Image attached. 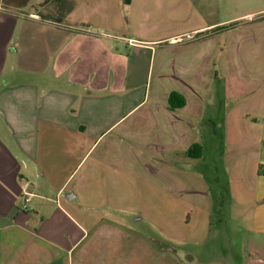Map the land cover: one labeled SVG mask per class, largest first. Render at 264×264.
Segmentation results:
<instances>
[{"label": "crops", "instance_id": "1", "mask_svg": "<svg viewBox=\"0 0 264 264\" xmlns=\"http://www.w3.org/2000/svg\"><path fill=\"white\" fill-rule=\"evenodd\" d=\"M3 2L0 264H187L177 258L175 248L170 247L175 244L168 240L174 225L172 207L179 213L180 224L186 227L191 221L188 205L173 198L170 191L171 171L180 165L173 162L172 154L178 147L193 164L210 163L209 156L219 166L220 159L214 158L217 144L213 143L221 136L231 146L229 161L239 155L232 171L242 172L246 161L258 165L257 178L229 187L234 197L229 218L234 221L232 231L244 237L241 264H264V45L261 52L223 54L219 42L210 41L214 35L191 42L182 34L142 39L122 36L115 42L130 47L128 57L119 54L118 46L110 47L106 63L110 62L99 68L98 80L91 83L86 78V64L77 74L82 82L79 88L90 92L94 87L102 95L85 94L78 88L44 91L45 66L60 37H49L51 48L45 50L43 37L30 38L27 45L25 35L23 43H15L17 47L10 50L11 32L20 15L18 8L13 10L18 5L4 6ZM30 16L35 24L44 21L37 14ZM240 17L256 23L264 39L263 9ZM236 18L193 31L212 27L216 35ZM162 40L161 52L156 43ZM204 40L211 42L206 49ZM18 51L23 65L19 70L26 78L11 80L7 75H18V69L6 70V65ZM70 59V52L65 53V63ZM254 70L260 81L250 87L240 76H252ZM154 74L156 81L151 85ZM221 77L224 82L218 90L224 100L213 98L215 82ZM172 93L183 97L185 104L171 107ZM218 108L225 109L222 118L209 112ZM219 125H225L222 135ZM203 170L198 174L204 178ZM27 182L34 190L23 209ZM207 195L209 199L202 200L198 212L203 220H211L213 228L219 200ZM222 219L218 218L223 232L217 231L222 235L217 242L225 247L231 236L224 231ZM231 264L237 263L232 260Z\"/></svg>", "mask_w": 264, "mask_h": 264}, {"label": "rangeland", "instance_id": "2", "mask_svg": "<svg viewBox=\"0 0 264 264\" xmlns=\"http://www.w3.org/2000/svg\"><path fill=\"white\" fill-rule=\"evenodd\" d=\"M4 6L12 5L17 9L20 16V21L17 27L11 32L10 50L14 51L17 45L15 43H23L25 35H27V45H30L31 40L35 36L43 37L45 50H50L49 37L58 36L60 40L57 43V49L54 51V56L48 58V64L42 77L43 90H55L60 93L62 91L81 89L85 94L92 96H100L103 93L95 91L94 87L90 92L88 89L79 88L82 83L78 79V72H82L84 64L88 65V73L86 78L90 79L91 83L98 80L100 67L106 63L108 49L119 47V54L126 57L129 56L128 48L125 44H117L116 38L128 36L133 38H166L171 35L182 34L185 41H195L198 39L212 36L210 41L219 42L220 50L224 53H239V52H261L263 51L264 39L260 32L256 29V23L251 22L248 17H240L247 13L264 10V0H4ZM20 6V7H19ZM37 14L44 21L41 24H35L30 18V14ZM22 14V15H21ZM237 17L235 23L226 22L223 31L219 34H214L212 27L209 29L193 31L196 28L211 24L216 21H227ZM45 21L53 24L49 26ZM28 31L27 34L25 32ZM66 37V38H65ZM203 37V38H202ZM203 48L211 45V42L204 40L201 42ZM159 51H163L165 41L156 43ZM199 45V44H198ZM21 46L19 47L20 50ZM70 52L71 59L65 63V53ZM18 52L12 54L6 65V70H16L15 73L7 78L18 80L26 78L19 69L23 68L22 62L18 57ZM242 71L241 74H244ZM254 70L252 76L247 74L240 77L245 79V84L250 87L259 84V76ZM83 75V73H82ZM29 79L32 78L27 76ZM35 77V76H34ZM36 78V77H35ZM39 79V78H38ZM156 81L154 74L149 79V84L153 85ZM223 77L220 81L215 82V91L213 98L224 100L220 95L218 85H223ZM86 91V92H85ZM120 94V93H119ZM233 100L241 101L240 98ZM224 108L209 109L212 115L223 117ZM131 117H129L130 119ZM206 124H210L208 121ZM119 126V133H120ZM220 134L225 133V125L218 126ZM234 133V131L232 130ZM209 143L210 141H206ZM217 144V155L215 160H219V166L213 162V157L207 156L211 162H201L193 164V160L186 156L185 153L178 147L174 148L172 154L173 162H176L179 167L172 169V186L170 188L172 197L185 202L188 205V215L191 216V221L188 226L179 222V213L172 207V222L174 223L169 241L175 244V247L170 246L177 254V258H181L187 264H231L234 260L237 264H241L245 256L244 237L241 234L234 233L232 227L234 221L231 220L229 214L230 205L234 197L230 196L229 187L232 185L245 184L254 178H257L255 165L246 161L242 172L232 171V165L238 156L230 158L227 154L231 146H226L225 139L214 141ZM234 143V142H232ZM176 146V145H174ZM224 151V155H220ZM220 155V156H219ZM226 156V157H225ZM214 163V166L211 163ZM182 163V164H181ZM174 166V165H173ZM217 170H216V167ZM181 167V168H180ZM204 178L199 172L202 168ZM185 169V170H183ZM260 169V166L258 167ZM187 173L184 174V171ZM199 173V174H198ZM242 179H239L241 178ZM180 180L184 181L181 184ZM176 182V183H174ZM209 182V184H208ZM203 183H206L203 184ZM203 185V186H202ZM210 193L214 199H218L216 214L213 218V228L211 220H203L199 217V206H202V200L209 199L207 195ZM223 203V201H225ZM234 204V203H233ZM140 205H137L139 208ZM141 214V213H139ZM137 213V215H139ZM202 214V212H201ZM222 217V225L225 226V232L230 231V241L223 247L217 242V231L222 233L219 228L221 224L218 218ZM146 219V217H145ZM229 219V220H228ZM146 225V220L143 221ZM237 229L238 221L235 222ZM182 227L184 228H181ZM143 229L142 225H139ZM208 229H212L210 232ZM146 230V229H145ZM159 231L156 230V233ZM209 232V233H208ZM177 237V239L175 238ZM181 237V238H180ZM209 238V240H208ZM207 240V241H206ZM197 246L196 249H191ZM217 251L215 249H219ZM230 246L232 247L230 249ZM192 252L191 255H186L187 252ZM194 256V257H193ZM196 256L199 257L197 261ZM193 257V259H191ZM191 259V260H190ZM197 261V262H195Z\"/></svg>", "mask_w": 264, "mask_h": 264}, {"label": "built area", "instance_id": "3", "mask_svg": "<svg viewBox=\"0 0 264 264\" xmlns=\"http://www.w3.org/2000/svg\"><path fill=\"white\" fill-rule=\"evenodd\" d=\"M23 190L25 193V199H24V204L22 206L23 209H26L28 207V203L31 199V196H33V190H34V186L31 183H25L23 185Z\"/></svg>", "mask_w": 264, "mask_h": 264}, {"label": "trees", "instance_id": "4", "mask_svg": "<svg viewBox=\"0 0 264 264\" xmlns=\"http://www.w3.org/2000/svg\"><path fill=\"white\" fill-rule=\"evenodd\" d=\"M179 97L181 98V100H177V99H179ZM169 103H170V106L173 108L176 106H183L185 104V99L177 93H172L170 96V99H169Z\"/></svg>", "mask_w": 264, "mask_h": 264}]
</instances>
